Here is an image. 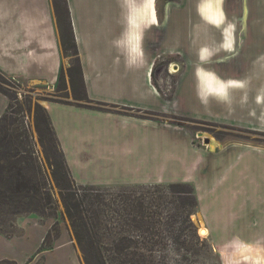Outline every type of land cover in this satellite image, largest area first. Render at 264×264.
<instances>
[{
    "label": "crops",
    "instance_id": "crops-1",
    "mask_svg": "<svg viewBox=\"0 0 264 264\" xmlns=\"http://www.w3.org/2000/svg\"><path fill=\"white\" fill-rule=\"evenodd\" d=\"M130 1L68 0L86 93L91 102H48L45 108L72 178L79 186L99 188L190 183L199 202L200 221L209 229L216 246L236 244L263 250L264 224L263 228L255 221H238L232 225L218 210L214 219L206 209L204 190L197 181L161 178L159 137L174 139L175 129L185 134L187 131L171 120L174 110H163L158 106L163 102L164 94L155 82V68L161 57L157 52L159 48L166 56L179 52L184 72L177 96L184 93V104L195 109L193 113L184 111L186 116L264 133V63L257 65L255 58L247 56L241 60L234 59L236 55L218 56L220 51L213 46L223 41L218 29L224 25L222 0H216L215 5L212 2L208 5L209 0L201 3V15L215 27L206 22L207 25L180 32H165L163 44L158 49L155 48L157 41L147 33L156 26L143 32L138 30L145 20L153 23L154 0H144L145 4L137 5L136 11L132 10ZM262 1L255 0V3L264 13ZM263 24L251 27L244 44L242 41L239 46L256 42L264 48ZM224 31L227 33L226 29ZM172 40L185 44V49L174 48V44H170ZM193 48L199 49L203 59L193 56ZM67 63L53 0H0V72L3 75L55 88ZM66 81L69 86L66 92L73 97L67 74ZM9 104V98L0 93V118L7 112ZM221 114L230 117H217ZM161 119L163 123L159 122ZM120 134L124 136V142L118 140ZM111 143L114 146H109ZM155 144L156 150H148ZM189 144L187 152H192L199 161L194 165L195 172H205L206 176L207 172H221L212 180L215 184L210 186L215 195L219 181L231 172L245 171L248 177L260 172L264 178V145L236 143L212 150L211 147L195 146L192 139ZM131 159H135L134 165L122 163ZM102 160L118 161L124 172L113 169L105 172L106 167L98 162ZM242 160L246 162L244 168H241ZM151 162L158 166L154 172L147 166ZM97 168L104 172H91ZM105 176L108 178H103ZM252 186L255 189V183ZM54 219L26 218L19 224L20 234L12 237L0 234V264H85L68 233L53 234L58 225ZM50 232L52 236L45 243Z\"/></svg>",
    "mask_w": 264,
    "mask_h": 264
},
{
    "label": "rangeland",
    "instance_id": "rangeland-1",
    "mask_svg": "<svg viewBox=\"0 0 264 264\" xmlns=\"http://www.w3.org/2000/svg\"><path fill=\"white\" fill-rule=\"evenodd\" d=\"M57 1L61 0H53L55 14L57 13L55 9V3ZM143 1L144 0H131L130 4L132 10L136 11L137 5L142 7V5L145 4V2L143 3ZM222 2L224 4L225 12L227 15L224 16V25L221 28H218L223 35L222 44L213 46L220 51V53H218V56H226L227 54H230V56L236 55V57L233 58H240V60L243 57L247 56L250 58H255L254 60L256 61L257 65H259L260 63H264V48L262 45L255 42V44L245 45L241 47L239 46V44L242 45V41L244 44V40L247 39L248 31L251 29V27L253 28L259 26L260 24H263L264 13L258 11L259 7L256 5V3H254V0H222ZM163 3L164 2L162 0H154L153 3L155 11L156 9H160L161 13L158 12V15L159 21L161 23L163 15L162 8L164 7ZM257 13H263V16H258ZM154 21L153 23L147 20L143 21L138 30L144 31L149 27L156 26V28H150V31L147 30V33L152 40L157 41V45H155V48L158 49V47L163 44L162 41H164L165 39L166 31L165 29L157 26ZM225 29L227 30V33L224 31ZM237 30H239V33ZM237 35L239 37V42L237 41ZM224 43H227L225 45V48L222 47ZM179 46L181 45H177L176 49H179ZM193 51H195V53ZM157 52L161 57H159L155 68V82L157 86L160 87L161 92L164 94L163 102L161 101L158 106L163 110H165V108L174 110V114L173 117H171V120H173L178 127H181L185 131H187V134H185L184 132L175 129L174 139L172 137L171 139H166L162 135L159 137L160 158L158 161V166L160 167V174L162 175L161 178L165 177L166 179L168 178L174 180L190 179L185 180L190 182L197 181L199 187L201 189L203 188L204 190L202 194L205 198L206 209H208L209 214L213 216L214 219L217 214L215 212H217L216 210H218L227 220L229 218L232 225H235L236 223H238V221H255L259 224V228H263L264 178L260 176L261 173L256 172L252 177H248L249 174L245 171L231 172L229 174L226 173V178L223 179L222 182L219 181L220 186H218V193L215 195V193L210 189V186L212 187L215 184L212 182V180H215L218 175H221V172H207V176L209 177L206 176L205 172H195L194 165L199 162L198 157L196 158V156H194L192 152H187V147H190L189 140L192 139L195 146L209 148L211 143L206 144L207 138L211 142L212 140L217 141V148H222L224 145H232L236 143L264 145V133L249 131L245 129H237L223 125H216L186 116L184 111L193 113V110L195 109L190 108L189 105L184 104V93L179 97L177 96L178 90L181 86L180 83L183 81V58L181 57V54L178 53H174L170 56L163 55L162 48H159ZM192 53L194 54L193 56L200 58L199 49L197 50V48H193ZM65 57L68 62L67 69L65 68L66 73L73 63V57L70 53L65 55ZM209 57L210 55L205 59H208ZM67 79H69L68 74ZM0 87L7 94L9 100H11L12 102V105H14L13 113L10 112L9 116L14 117L16 120H18L17 124L22 126V130H26L32 137V141L34 144L33 149L38 161L37 171L44 172L45 176L47 177L48 188L51 190L55 201V208L49 213L54 215V220L58 222L56 230L53 234H58L59 231L68 233L69 237L72 238L73 241H75L81 253V256L83 257L81 248L77 244V241L74 237L70 221L67 217L64 216L65 209L62 198L60 196V190L52 178V172L54 170L53 166L51 165L53 163V156L50 153L51 162L47 160L45 148L39 141V134L36 128L35 121V110L38 104L45 107L48 102L53 100L70 102H75V100L72 95H69L70 93L59 92L58 86L54 88L47 84L39 82L14 80L11 78L7 79L0 77ZM68 88L69 86L67 85V89ZM213 94H215V92H213ZM82 103L90 102L85 101ZM158 106L157 110L159 109ZM217 117H224L225 119H228V117L230 116H224V114H221ZM159 122L163 123V120L161 119V121ZM217 123L224 124L222 122ZM118 140H122V142H124V136H122V134L118 135ZM109 146H114V144L111 143L109 144ZM152 149H157L156 144L153 145V147L150 146L148 150ZM215 149L212 148V150ZM98 162H101L102 167H106L105 172H109V170L111 169H113L114 172H124L118 161L114 162L102 160ZM122 163L131 166L135 164V159H131V161H128L127 163ZM145 163L147 164L148 162ZM241 163V168H244L246 164L245 160H242ZM147 166L153 172L157 170L158 167L156 162H151ZM91 172L104 171H102L100 168H97V171L93 169L91 170ZM103 178L108 177L105 176ZM115 180H120V178H115ZM171 183L172 182L161 183L160 185H154L155 187L144 185L122 187L113 186L109 188L101 187V192L107 197V199L116 201V205L118 204V202H120L123 195L142 197L146 200V205H148L149 202H152L154 200V197H156V199L163 197L165 199L164 201L168 202L165 203L166 207L168 208L167 211L169 210L173 212V208L179 205L181 207L180 213L183 214V212H185V210L187 209L182 207V197L177 194L173 195V193L168 190L167 185ZM254 183L255 189L252 188L254 187L252 186ZM250 187L251 191L249 190ZM185 215L184 217L181 216V220H184L186 218ZM199 215V210H196L192 216V220L197 231V236L201 241V244H198L194 247L198 254L195 255V253L191 250L187 252V250L181 249L180 246L171 247L169 249L170 253L167 264H264V249H248V246L246 245L245 247H238L236 244L226 247H218L216 246L213 239L210 238V236L207 238H203L199 232V227L201 225V223L199 222ZM26 218L36 219L40 221L50 219L43 217L41 213H25L17 216L7 217L3 215L2 218H0V232L7 234V237H12L14 235L20 234L21 230L19 224ZM255 231L258 232V229L256 228ZM175 234H178V232L175 231ZM182 234L184 236L183 240L188 238L189 241H192V239L189 237L190 232L188 230L184 231ZM167 235H169V232H167ZM50 243L51 242H49V244ZM84 263L86 264L85 260Z\"/></svg>",
    "mask_w": 264,
    "mask_h": 264
},
{
    "label": "trees",
    "instance_id": "trees-1",
    "mask_svg": "<svg viewBox=\"0 0 264 264\" xmlns=\"http://www.w3.org/2000/svg\"><path fill=\"white\" fill-rule=\"evenodd\" d=\"M55 9L63 52L73 57L68 73L64 69L61 72L58 91L66 92L68 74L74 100L91 102L86 93L68 0L57 1ZM0 77L7 78L1 72ZM0 93L7 96L1 87ZM50 102L67 103L60 100ZM13 108L10 100L7 112L0 118V218L25 213H41L43 217L54 218L49 213L55 208V201L47 177L44 172L37 171L38 161L31 135L22 130L18 120L9 116ZM35 119L47 160L51 162L50 153L53 156L52 178L60 190L64 216L70 221L86 264H167L169 249L175 246L198 254L194 247L201 241L192 216L198 210L199 202L192 184L167 185L173 195L182 197V207L187 209L183 214L179 205L173 208V212L167 211L165 203L168 202L163 197H154L146 205L142 197L123 195L116 205V201L102 194L101 188L79 186L74 181L45 107L36 106ZM184 215L186 218L181 220ZM187 230L192 241L183 240L182 233ZM51 236L52 232L45 243Z\"/></svg>",
    "mask_w": 264,
    "mask_h": 264
},
{
    "label": "flooded vegetation",
    "instance_id": "flooded-vegetation-1",
    "mask_svg": "<svg viewBox=\"0 0 264 264\" xmlns=\"http://www.w3.org/2000/svg\"><path fill=\"white\" fill-rule=\"evenodd\" d=\"M162 1L164 2L163 3L164 7L162 8V13H163L162 23L159 21V15H158V12L161 13L160 9L159 10L156 9L155 11V20L157 15V26L165 29L166 32H173L174 30L180 32L186 28L203 26V25H207V23L211 24L210 22L205 20L201 15V3L203 0H162ZM261 2L263 1L261 0ZM221 9L224 16H226L227 14L225 12L223 3ZM261 10H262L261 8L258 9V11ZM211 25L214 26L213 24ZM187 41L189 40H186L185 42ZM170 44L172 45L174 44L173 46L174 48H176L177 45H181L180 47L184 48L183 45H185L178 43L176 40L175 41L172 40Z\"/></svg>",
    "mask_w": 264,
    "mask_h": 264
},
{
    "label": "bare ground",
    "instance_id": "bare-ground-1",
    "mask_svg": "<svg viewBox=\"0 0 264 264\" xmlns=\"http://www.w3.org/2000/svg\"><path fill=\"white\" fill-rule=\"evenodd\" d=\"M210 2H212L213 5L216 4V0H209V1L207 2L208 5H210ZM217 146H218V142L215 141V140H212L210 147L213 148V149H215V148H217ZM199 222L201 223V225H200V227H199V232H200L201 236H202L203 238H207V237H209V236H210V231H209V229H208V228H207V227H206L201 221H199Z\"/></svg>",
    "mask_w": 264,
    "mask_h": 264
},
{
    "label": "water",
    "instance_id": "water-1",
    "mask_svg": "<svg viewBox=\"0 0 264 264\" xmlns=\"http://www.w3.org/2000/svg\"><path fill=\"white\" fill-rule=\"evenodd\" d=\"M208 143H211V141L207 138V140H206V144H208Z\"/></svg>",
    "mask_w": 264,
    "mask_h": 264
}]
</instances>
